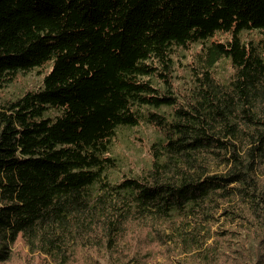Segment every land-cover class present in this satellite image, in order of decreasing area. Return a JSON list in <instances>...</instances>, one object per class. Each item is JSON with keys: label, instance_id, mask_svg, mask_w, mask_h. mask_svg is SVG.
Here are the masks:
<instances>
[{"label": "trees", "instance_id": "obj_1", "mask_svg": "<svg viewBox=\"0 0 264 264\" xmlns=\"http://www.w3.org/2000/svg\"><path fill=\"white\" fill-rule=\"evenodd\" d=\"M197 42L178 98L172 49ZM46 62L40 86L0 98V264H141L153 240L264 264V0H0V88ZM140 121L163 133L151 163L112 180L110 142Z\"/></svg>", "mask_w": 264, "mask_h": 264}, {"label": "rangeland", "instance_id": "obj_2", "mask_svg": "<svg viewBox=\"0 0 264 264\" xmlns=\"http://www.w3.org/2000/svg\"><path fill=\"white\" fill-rule=\"evenodd\" d=\"M241 38L245 42H258L261 33L256 30L242 31ZM229 38L228 33L217 32L210 40L223 41ZM202 44L200 42L192 43L189 47L175 46L172 49L171 57L173 59L170 82L175 95L182 98V94L186 96L188 89L194 84L197 67V53L200 51ZM50 62H46L40 67H36L26 72H18L12 80L6 82L0 88V98H13L29 88H36L41 85L44 74L49 70ZM232 71V66L228 58L218 60L213 69V74L218 79H226ZM158 86L159 81L155 80ZM166 110L165 107H162ZM168 111V110H167ZM163 133L155 125L140 121L134 126L119 127L110 142L109 154L115 158L116 166L110 168L107 173L112 180H119L125 175H136L149 167L151 163V153L153 152V144L160 141ZM222 221L220 217L211 225V237L209 242L215 239V231L219 230ZM179 222V221H178ZM182 224V222H180ZM167 227V222L165 223ZM171 227L167 228L170 230ZM150 237L153 232H149ZM152 246L149 247L151 256L141 264H183L178 262L181 258L184 264H193L187 254H176L166 251V246L160 241L153 240ZM236 248V245L233 246ZM184 257V258H183Z\"/></svg>", "mask_w": 264, "mask_h": 264}]
</instances>
